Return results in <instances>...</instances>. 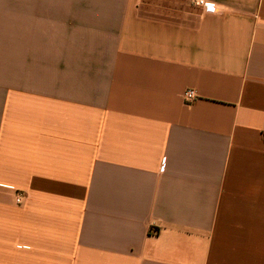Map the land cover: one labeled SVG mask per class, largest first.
Returning a JSON list of instances; mask_svg holds the SVG:
<instances>
[{
	"label": "crops",
	"instance_id": "0c3cea01",
	"mask_svg": "<svg viewBox=\"0 0 264 264\" xmlns=\"http://www.w3.org/2000/svg\"><path fill=\"white\" fill-rule=\"evenodd\" d=\"M204 1L0 0V264H264V0Z\"/></svg>",
	"mask_w": 264,
	"mask_h": 264
},
{
	"label": "built area",
	"instance_id": "2783aa9c",
	"mask_svg": "<svg viewBox=\"0 0 264 264\" xmlns=\"http://www.w3.org/2000/svg\"><path fill=\"white\" fill-rule=\"evenodd\" d=\"M197 5H199L204 12L213 13L215 10L214 4L210 2H205L204 0H194ZM196 98V94L193 90L188 89L183 93V99L185 102H192ZM20 196L16 198V202H20Z\"/></svg>",
	"mask_w": 264,
	"mask_h": 264
}]
</instances>
